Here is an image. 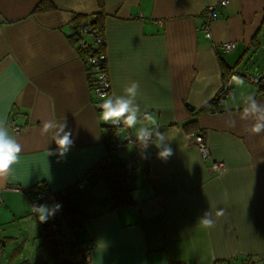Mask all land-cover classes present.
<instances>
[{
	"label": "crops",
	"instance_id": "crops-1",
	"mask_svg": "<svg viewBox=\"0 0 264 264\" xmlns=\"http://www.w3.org/2000/svg\"><path fill=\"white\" fill-rule=\"evenodd\" d=\"M40 1L0 0V119L23 146L0 178V264H36L38 254L55 264L42 245L43 222L30 212V196L40 190L64 191L71 208L86 215L70 229L57 211V264H264V134H251L238 119L235 127L228 123L247 95L264 103V90L247 79L264 76V0H49L53 9L34 11ZM207 5H214L211 38L201 28ZM99 12L110 96L139 83L141 112L153 115L169 140L166 161L154 145L142 150L134 142L135 128L98 119L95 72L89 83L70 20ZM223 41L236 46L223 52L215 47ZM224 72L244 85L231 82L233 96L206 107ZM10 119L26 128L15 133ZM64 119L74 143L64 156L48 155L57 146L41 135L42 124ZM191 132L203 136L221 172L210 170L188 140ZM125 134L133 142L110 159L126 167L131 202L114 206L93 166ZM206 211L215 220L211 229L199 224ZM83 244L92 245L88 261Z\"/></svg>",
	"mask_w": 264,
	"mask_h": 264
},
{
	"label": "clouds",
	"instance_id": "clouds-1",
	"mask_svg": "<svg viewBox=\"0 0 264 264\" xmlns=\"http://www.w3.org/2000/svg\"><path fill=\"white\" fill-rule=\"evenodd\" d=\"M231 82L236 86H243L245 81L242 77L233 75ZM140 85L136 81L129 82L123 89L122 95L107 96L101 95L100 114L98 119L105 124L114 127L126 126L128 129H136L135 143L146 150L149 145H154L159 149L157 156L161 160H167L173 154L171 147L168 145V138L165 133L161 132L157 119L149 114L142 113L137 97L140 94ZM229 115V126L235 127L237 119L241 122L248 123V132L254 135L264 134V103L258 101L254 95L249 94L244 97L243 107L238 117ZM148 122L145 126L144 122ZM141 126L137 128L136 126ZM67 129V130H66ZM41 135L50 136L55 142L57 148L48 151V155L57 154L64 156L74 143L73 133L68 129L67 121L45 120L40 129ZM23 151V146L18 139L10 133L9 127L5 120L0 119V178L6 177L16 164ZM32 211L36 214L39 222H46L54 216L62 207L60 204L48 206L46 204L32 205ZM222 211H217L216 216L222 215ZM199 224L206 229L215 226L213 214L206 211L199 219Z\"/></svg>",
	"mask_w": 264,
	"mask_h": 264
},
{
	"label": "built area",
	"instance_id": "built-area-1",
	"mask_svg": "<svg viewBox=\"0 0 264 264\" xmlns=\"http://www.w3.org/2000/svg\"><path fill=\"white\" fill-rule=\"evenodd\" d=\"M222 3H225V0H222ZM214 5H207L203 10V15L205 16V21L201 25L202 30L207 38H211V33L209 30V24L214 19L213 15ZM74 35L77 37V41L74 45L76 50L79 52L80 57L86 64V66L91 65L93 70L95 71V79L92 85V92L96 96L97 100L92 102L95 109H100L99 105L102 103L101 95L110 96L109 92V82L106 74V62H105V53L104 51H100L98 53H93L91 50L104 48V40L102 34L96 32V30L92 28L89 22L80 24L74 31ZM236 46L235 41H223L217 43L215 47L220 49L223 52L232 51ZM248 81L252 84H255L259 87H264V76L261 75H254L248 76ZM233 96V90L231 88L230 79L227 78L222 82L221 88L217 94L218 104L219 106L225 104V101ZM10 126L15 133L21 132L26 128L25 125L17 124L13 119H10ZM188 140L197 147L198 151L203 160L210 161V170L219 173L223 169V165L220 162L214 161L211 158L210 152L208 147L204 141V138L201 134L198 133H188L187 134ZM133 138L129 134H125L121 139H117L111 142L110 149L106 154V158L109 159L110 155L115 152L116 149L122 147L125 143H132ZM12 190L16 192H21L22 189L19 187H13ZM57 195H64V191L59 192H51L47 190H40L34 192L29 199L30 202V212L33 214L32 205H39L41 201H46L49 199L55 198ZM92 247L91 244H83L82 249L85 254V259L88 261L89 257V250ZM168 264H183L181 262H170Z\"/></svg>",
	"mask_w": 264,
	"mask_h": 264
},
{
	"label": "trees",
	"instance_id": "trees-1",
	"mask_svg": "<svg viewBox=\"0 0 264 264\" xmlns=\"http://www.w3.org/2000/svg\"><path fill=\"white\" fill-rule=\"evenodd\" d=\"M101 5V2L99 0ZM53 9V5L50 3L49 0H41L37 6L35 7L34 11H43ZM103 13L99 12L90 16H84L80 14H73L70 20L72 25V32L70 34V38L72 42L76 43L77 37L74 35V31L80 27V24L89 22L92 26L93 30L95 29L96 32L102 34L103 31V23H102ZM93 53H98L101 50L104 51V48L98 49H91ZM87 68V76L88 82H92V66L89 65ZM95 72V71H94ZM96 73H94L95 75ZM228 78V74L226 72L223 73V81ZM95 79V78H94ZM261 90H264V87H260ZM217 95L208 103L206 107L213 104L215 107L218 105ZM111 133V130H109ZM93 168H96L101 174V180L108 186L110 196L114 206H119L123 204L130 203L129 192L131 189L128 186V172L124 163L118 161H112L110 158L107 159L106 157L98 161ZM57 203L60 204L62 207L60 208L59 212L61 215V219L63 223L70 229H75L81 227L82 222L86 219V215L82 212L73 210L70 205V201L67 197H63L61 195H57L53 199H49L46 201H41L39 204H51ZM62 232L61 230V220L58 217L57 212L54 216L50 217L46 222H43L42 229H41V240L42 245L46 251L48 259L53 261L55 264L57 259V254L59 253V249L61 248V243L57 240V236L60 235ZM0 242V248H1ZM18 252V250H16ZM248 260L242 259L241 263L238 264H246ZM39 262V263H38ZM36 264H44L45 261L41 255H37L36 257ZM215 264H236L232 261H222L216 262Z\"/></svg>",
	"mask_w": 264,
	"mask_h": 264
},
{
	"label": "rangeland",
	"instance_id": "rangeland-1",
	"mask_svg": "<svg viewBox=\"0 0 264 264\" xmlns=\"http://www.w3.org/2000/svg\"><path fill=\"white\" fill-rule=\"evenodd\" d=\"M261 51H264V50H261ZM73 210H74V208H72ZM76 210V209H75ZM78 210V209H77ZM34 238H35V235L34 236H32L31 238H29V240L30 241H32V240H34ZM36 240H37V238H36ZM28 241V240H27ZM28 246V245H27ZM27 246H26V248H27Z\"/></svg>",
	"mask_w": 264,
	"mask_h": 264
}]
</instances>
